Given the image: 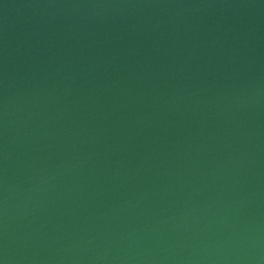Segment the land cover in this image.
Segmentation results:
<instances>
[{
    "label": "water",
    "instance_id": "95a60500",
    "mask_svg": "<svg viewBox=\"0 0 264 264\" xmlns=\"http://www.w3.org/2000/svg\"><path fill=\"white\" fill-rule=\"evenodd\" d=\"M0 264H264V0H0Z\"/></svg>",
    "mask_w": 264,
    "mask_h": 264
}]
</instances>
